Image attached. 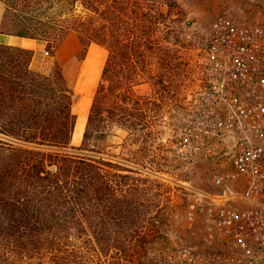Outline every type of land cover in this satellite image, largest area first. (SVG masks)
<instances>
[{
	"label": "trees",
	"instance_id": "trees-1",
	"mask_svg": "<svg viewBox=\"0 0 264 264\" xmlns=\"http://www.w3.org/2000/svg\"><path fill=\"white\" fill-rule=\"evenodd\" d=\"M0 1V34L56 51L73 33L80 60L91 44L108 52L75 146L78 94L61 65L34 71L32 50L0 44V264H104L107 256L115 264L121 253L130 264L132 242L149 223L145 184L153 172L105 157L106 142L115 126L152 131L133 82L145 74L153 44L160 46L159 26L172 12L179 21L180 7L175 0ZM138 243L145 246L144 237Z\"/></svg>",
	"mask_w": 264,
	"mask_h": 264
},
{
	"label": "built area",
	"instance_id": "built-area-1",
	"mask_svg": "<svg viewBox=\"0 0 264 264\" xmlns=\"http://www.w3.org/2000/svg\"><path fill=\"white\" fill-rule=\"evenodd\" d=\"M191 40L202 75L181 116V164L226 156L233 176L195 192L196 241L155 264H264V25L219 15Z\"/></svg>",
	"mask_w": 264,
	"mask_h": 264
},
{
	"label": "rangeland",
	"instance_id": "rangeland-1",
	"mask_svg": "<svg viewBox=\"0 0 264 264\" xmlns=\"http://www.w3.org/2000/svg\"><path fill=\"white\" fill-rule=\"evenodd\" d=\"M175 1L181 11L179 21L174 20L175 13L172 12L166 22L159 26V32L155 35L160 46L153 44L145 74L136 76L133 82L135 99L139 100L137 108L145 107L152 131L144 132L140 126H136L129 134L124 126H115L106 142L105 157L113 158L121 165H143L153 172L147 174L145 184L148 194L144 197V204L149 206V210L145 211L149 223L132 242L134 252L128 258L132 261L130 264H155L161 255L169 254L181 245L194 243L198 232H195L194 225L190 226L185 216L195 192L209 189L214 175L218 174L228 182L233 176L232 165L226 156L199 159L183 165L178 154L181 116L192 100L202 75L191 45L194 29L209 25L219 15H228L240 23L264 25V0ZM3 11L4 5L0 1V21ZM96 45H90L92 52L90 50L83 68L85 58L79 59L81 47L75 34L67 36L56 51L47 43L43 48L45 72L50 71L57 61L72 81L78 94L74 98L77 114L83 98L84 80L96 72L94 84L89 90L93 98L107 58L108 52L103 46L98 45L100 52L93 50ZM45 50L50 51L49 56L45 55ZM85 124L86 121L84 128ZM144 133H147V137ZM82 135L76 142L73 141V145L81 144ZM152 162L161 163L160 168ZM121 173L125 174L123 171ZM133 177L139 175L133 174ZM154 181L163 185L157 187ZM140 237H144L146 242L142 248L138 245ZM111 261L110 257H103L104 264ZM126 261L127 257L121 253L114 263L126 264Z\"/></svg>",
	"mask_w": 264,
	"mask_h": 264
},
{
	"label": "crops",
	"instance_id": "crops-1",
	"mask_svg": "<svg viewBox=\"0 0 264 264\" xmlns=\"http://www.w3.org/2000/svg\"><path fill=\"white\" fill-rule=\"evenodd\" d=\"M0 44H6V45H12V46H17L25 49H29L33 51V59L31 61L30 67L34 71L38 72H44L45 71V66H44V57H43V48L45 47V42L41 40H35V39H29V38H23V37H17V36H12V35H5V34H0ZM99 46L96 45V47L93 49L95 52H100V49L98 48ZM92 46L89 47L83 66L86 62V59L88 57V54L91 50L92 52ZM45 52V51H44ZM90 98V105L92 101V97L89 95ZM80 108V106H79ZM90 108V106H89ZM79 112V110H78ZM78 115V114H77ZM88 116V114H87Z\"/></svg>",
	"mask_w": 264,
	"mask_h": 264
},
{
	"label": "bare ground",
	"instance_id": "bare-ground-1",
	"mask_svg": "<svg viewBox=\"0 0 264 264\" xmlns=\"http://www.w3.org/2000/svg\"><path fill=\"white\" fill-rule=\"evenodd\" d=\"M97 67V65H95ZM96 72L91 73L86 80L83 82V98L80 103L79 112L77 115V122L73 134V141H77L81 137L84 129V123L87 118V114L90 106L89 90L94 84L96 78ZM79 142V141H78Z\"/></svg>",
	"mask_w": 264,
	"mask_h": 264
}]
</instances>
